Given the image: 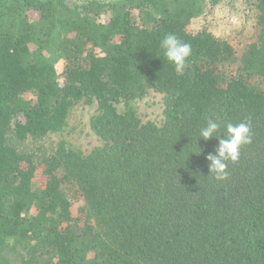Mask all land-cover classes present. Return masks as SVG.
<instances>
[{
	"label": "trees",
	"instance_id": "16d2710c",
	"mask_svg": "<svg viewBox=\"0 0 264 264\" xmlns=\"http://www.w3.org/2000/svg\"><path fill=\"white\" fill-rule=\"evenodd\" d=\"M79 102L103 146L48 148ZM210 119L252 132L226 181ZM0 264H264V0H0Z\"/></svg>",
	"mask_w": 264,
	"mask_h": 264
},
{
	"label": "clouds",
	"instance_id": "9594fccd",
	"mask_svg": "<svg viewBox=\"0 0 264 264\" xmlns=\"http://www.w3.org/2000/svg\"><path fill=\"white\" fill-rule=\"evenodd\" d=\"M164 56L174 66L177 74H183L187 62L192 55V46L189 42H183L174 33L166 34L160 43ZM221 124L215 120H209L206 127L199 130V138L204 141L217 139L219 141L215 155L209 154V172L217 182L228 179V163H237L240 158V149L252 142V132L247 123L226 125L224 135H220ZM209 176V175H208Z\"/></svg>",
	"mask_w": 264,
	"mask_h": 264
},
{
	"label": "rangeland",
	"instance_id": "374dc122",
	"mask_svg": "<svg viewBox=\"0 0 264 264\" xmlns=\"http://www.w3.org/2000/svg\"><path fill=\"white\" fill-rule=\"evenodd\" d=\"M71 2L81 3L85 0H70ZM58 70L62 71V62L58 65ZM163 98L162 95L150 90L149 93L132 102L138 115L144 122L152 120L158 124L163 119ZM123 106V104H119ZM96 112V106L93 104H86L84 102L76 103L70 110V115L67 124L62 131L49 135L43 143L48 148L56 147L61 141H65L69 148L81 151L88 154L93 149L103 146V142L92 131L90 127V119ZM83 201H74L72 210L74 216L81 214V207Z\"/></svg>",
	"mask_w": 264,
	"mask_h": 264
}]
</instances>
